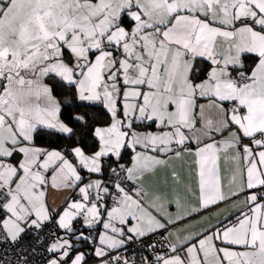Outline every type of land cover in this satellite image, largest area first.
Instances as JSON below:
<instances>
[{
    "label": "snow or ice",
    "instance_id": "1",
    "mask_svg": "<svg viewBox=\"0 0 264 264\" xmlns=\"http://www.w3.org/2000/svg\"><path fill=\"white\" fill-rule=\"evenodd\" d=\"M0 264H264V0H0Z\"/></svg>",
    "mask_w": 264,
    "mask_h": 264
}]
</instances>
